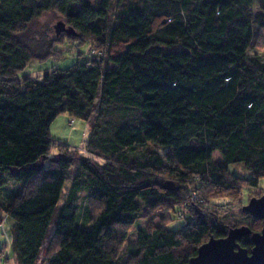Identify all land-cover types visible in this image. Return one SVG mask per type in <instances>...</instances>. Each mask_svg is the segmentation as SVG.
<instances>
[{"label":"trees","instance_id":"obj_1","mask_svg":"<svg viewBox=\"0 0 264 264\" xmlns=\"http://www.w3.org/2000/svg\"><path fill=\"white\" fill-rule=\"evenodd\" d=\"M48 16L100 55L19 77L61 59L65 42L33 32ZM261 40L264 0H0V225L13 222L0 264H39L52 226L42 264H189L237 229L210 205L264 179V57L249 54ZM64 114L91 124L92 159L52 139ZM233 166L251 178L232 177ZM81 194L99 209L81 211ZM192 194L203 203L191 223L168 230ZM144 211L161 223L137 226ZM242 216L251 234L238 245L251 253L263 222Z\"/></svg>","mask_w":264,"mask_h":264},{"label":"rangeland","instance_id":"obj_2","mask_svg":"<svg viewBox=\"0 0 264 264\" xmlns=\"http://www.w3.org/2000/svg\"><path fill=\"white\" fill-rule=\"evenodd\" d=\"M113 13H114L113 11L110 12V15L112 16ZM60 22L62 21L54 17L51 16L45 17L35 25L33 32L35 33L45 32L48 34L46 36L50 37L51 39L58 38L60 42L62 43L65 42L64 44L62 45L60 44L59 46H57V50L61 53L60 55L61 59L54 60L53 58H50L43 62L32 63L23 73L19 75V77L30 75L33 78L42 80L44 77V73L46 72H50L56 69L64 70L76 64L78 62L77 57L79 55H84L82 57V60H86L87 58L86 56L91 57L94 54L100 55L99 54L100 52L98 53L95 49H93L89 45L81 46L79 43H75L74 40L65 39L64 36L60 35L58 37L56 35L55 27ZM66 28L69 29L68 27ZM261 41L262 43L260 46H258V49L255 50V52L249 53L251 56L255 54H259L262 57H264V41L263 40ZM91 133H92V126L90 123H86L81 120H74L70 118L69 115L66 114L60 115L56 119V121L52 124L51 127L52 139L59 144L69 147L71 151L72 150L75 151L74 154L78 155L81 158L82 157L91 158V156H89L85 150L86 145L90 140ZM64 151L65 150L63 149L54 150L53 153L51 154V158L56 157L59 153L63 154ZM161 153L164 154L165 150H161ZM215 159L220 161L221 157L218 154H216ZM94 162L104 165V162L98 159H94ZM78 167H79L78 163L75 162V164L70 168V175L66 181L64 190L62 192V198L57 208L58 212L61 210L62 206L64 205L69 195L72 186V181L77 173ZM229 173L232 177H237L240 178L241 180H248L251 178L250 174L246 172L242 166L231 167ZM196 184L198 186L201 185L200 182H197ZM261 198H264V179L261 180L260 186L256 190L244 188L242 190V196L239 197L238 202H236L237 200H235L228 204L227 200L225 199H221V198L217 200L213 199L211 200L213 205H210V208L213 212L217 214L218 221L221 222V224L224 226L230 228H242L247 226L250 227L252 226L251 220L249 221L246 217L242 216L243 206L244 207L248 206L249 202L252 199H261ZM197 200L199 202L191 201V196H190L189 201L183 206L182 210L180 211L178 210L175 214L172 215V219L174 221L167 227V229L170 231H178V230L186 229L192 221L190 216L191 215L190 209L193 206H196L197 204L203 203L202 200L200 199ZM93 206H96V204L91 202L89 196L87 194H81V199L79 202V207L81 208V211H85L87 209L89 210L93 209L94 208ZM98 209L97 208L93 209V212L97 211ZM159 218L160 217L158 212L150 214L149 212L144 211L138 218L137 226L146 227L151 221H153L155 225H159L161 223ZM12 227H13V222L4 216L2 223L0 225V252L6 249L10 241ZM53 230H54V226H52L51 228L50 237L46 242L45 249L48 247L50 243ZM132 233L133 234L130 237L129 242L136 241L137 227H135L132 230ZM45 249L42 252V256L39 264H42V260L46 255ZM123 262L126 263L127 258L124 259Z\"/></svg>","mask_w":264,"mask_h":264},{"label":"water","instance_id":"obj_3","mask_svg":"<svg viewBox=\"0 0 264 264\" xmlns=\"http://www.w3.org/2000/svg\"><path fill=\"white\" fill-rule=\"evenodd\" d=\"M55 31L58 37L62 34L76 35L62 22L55 27ZM243 213L263 222L262 232L251 237L254 245L251 253L238 245L239 240L251 234L249 228L242 227L231 230L222 239H211L199 248L197 256L189 264H264V198L252 199L243 208Z\"/></svg>","mask_w":264,"mask_h":264},{"label":"built area","instance_id":"obj_4","mask_svg":"<svg viewBox=\"0 0 264 264\" xmlns=\"http://www.w3.org/2000/svg\"><path fill=\"white\" fill-rule=\"evenodd\" d=\"M197 199H198V198H197L194 194L191 195V201L199 202ZM0 262H1V261H0Z\"/></svg>","mask_w":264,"mask_h":264}]
</instances>
